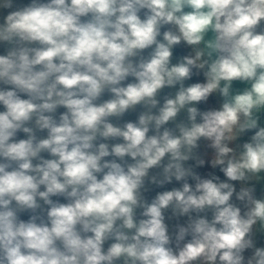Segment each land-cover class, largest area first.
I'll return each instance as SVG.
<instances>
[{
    "label": "clouds",
    "instance_id": "clouds-1",
    "mask_svg": "<svg viewBox=\"0 0 264 264\" xmlns=\"http://www.w3.org/2000/svg\"><path fill=\"white\" fill-rule=\"evenodd\" d=\"M0 8L12 9L0 23V264H264V0ZM182 42L191 52L172 64ZM177 85L158 107L159 92ZM213 93L220 107L201 111ZM137 105L146 110L136 122H110ZM206 162L226 179L202 177ZM173 180L181 187L146 200V181ZM169 210L187 218L171 233Z\"/></svg>",
    "mask_w": 264,
    "mask_h": 264
},
{
    "label": "water",
    "instance_id": "water-1",
    "mask_svg": "<svg viewBox=\"0 0 264 264\" xmlns=\"http://www.w3.org/2000/svg\"><path fill=\"white\" fill-rule=\"evenodd\" d=\"M14 2V5H26L28 3H30V0H13ZM12 9H3V8H0V23L3 22V18L7 15V12L8 11H11ZM143 18V17H142ZM165 29H162V31H164ZM158 39H162V36L159 37ZM6 45L4 44H0V54H5L6 52ZM150 51L149 50H145L144 52V55H147L148 52ZM191 52V49H187L186 46L183 44V42L178 45V46H175L174 49H173V56H172V60H171V63L172 64H176L177 62H179V60L185 56V55H189ZM195 72V70H194ZM205 81V78L203 76V74H199V75H193L192 78L190 80H187L185 81V86H188L192 83H197V82H204ZM132 82H135L134 78L133 77H129L127 79V81L124 82V84H127V83H132ZM0 87H4L3 85H0ZM179 88V85H177L176 87L174 88H168V87H165L164 89H162L158 96H157V99L159 100L160 104L158 105L159 106H162L163 102H164V97L165 96H174L175 95V92L178 90ZM22 98H26V96H22ZM111 98V94L108 93V92H105L100 101L99 102H103L104 100H107V99H110ZM201 111H205V110H209V109H214V108H218V99L215 95V93H213L210 97H209V100L205 103V102H201L200 104L196 105ZM4 108L2 105H0V111H3ZM146 109L143 108L141 105H137L135 110H129L127 113L124 114L123 117L121 118H115V117H112L110 118V122H112L113 124L115 125H118V126H122L125 122H136L137 119H138V116L141 112L145 111ZM64 111H66L63 107L61 108H58L57 110V113H56V116L58 118L59 114L63 113ZM157 111V109H153V112L155 113ZM186 112L185 111H182L178 117H177V120L180 121V120H186ZM29 126H32L31 124ZM168 127H173L174 125L170 122L169 125H167ZM150 135L152 134L151 132L149 133ZM247 134H250L252 135V131H249ZM36 135L38 138H46L47 136V132L46 130L41 132V131H37L36 132ZM27 138V135L23 132H18L17 133V137L16 139H26ZM103 142V141H101ZM119 142H122V140L120 139H117V140H110V141H107V143L109 144H113V143H119ZM42 156H44V158H51L47 153H42L41 154ZM105 159H112V157H108V158H105ZM126 159L129 160V162H131L130 158H127ZM34 163H36V161H34ZM150 171H153V172H158L159 170L158 169H153V170H150ZM146 184L147 185H151L150 182L146 181ZM154 185V184H153ZM162 188L166 189V190H171L170 187L164 185ZM41 190H43V187L41 188ZM52 199L54 201L58 200L59 202L61 203H67V201L63 198V197H52ZM41 203V206L42 208H44L46 210L47 206L43 205V202L40 201ZM40 210H38L39 212ZM31 213L30 212H22V213H19V218L24 220V221H27L30 217ZM46 215V213H45ZM112 241H108L105 243L104 247L105 249H107L108 245L111 243Z\"/></svg>",
    "mask_w": 264,
    "mask_h": 264
},
{
    "label": "flooded vegetation",
    "instance_id": "flooded-vegetation-1",
    "mask_svg": "<svg viewBox=\"0 0 264 264\" xmlns=\"http://www.w3.org/2000/svg\"><path fill=\"white\" fill-rule=\"evenodd\" d=\"M200 153L203 155L205 152L208 153L207 157L206 158V161H210V158H211V154H212V150L211 149H206L205 148V142L204 141H201V148H200ZM194 162L193 161H189L187 162V164H193ZM187 166V165H186ZM202 177L204 178H208L209 176V173H213L217 176L220 177L221 180H225L226 178L223 176V173L220 172L219 170V167L213 169L210 165V163L206 162L205 166L203 167H200V168H196L195 169ZM153 174H156V172H153V171H150L149 175H153ZM181 183L182 182H177L175 180L172 181V183L170 184H166V186L170 187L171 189L173 188H179L181 187ZM189 183H192L194 185V181H191L189 180ZM234 184H236L237 186V190H239V182H233ZM146 188L148 189V191L144 192L143 195L145 196L146 200L148 202H151V200L156 196L157 193L159 192H163V191H166V189L162 188V187H158L156 185H147L146 184ZM140 211H142L141 209H137V219H140L142 217H140L139 213ZM165 216H166V223L169 225V231L170 233L171 232H174L175 231V225L177 223L179 224H184L186 223V217H180V218H171V219H168V217H171V210H169L168 212L165 213ZM211 214L209 213V218H210Z\"/></svg>",
    "mask_w": 264,
    "mask_h": 264
},
{
    "label": "crops",
    "instance_id": "crops-1",
    "mask_svg": "<svg viewBox=\"0 0 264 264\" xmlns=\"http://www.w3.org/2000/svg\"><path fill=\"white\" fill-rule=\"evenodd\" d=\"M244 87H245V85L240 83V82H234V84H233V88L235 90H242ZM262 115H263V123H261V125H264V114H262ZM250 136H251L250 134H245L242 138V142L246 141ZM262 186H264V184H257V194L258 195L261 192ZM257 239L261 245H264V236H258Z\"/></svg>",
    "mask_w": 264,
    "mask_h": 264
},
{
    "label": "rangeland",
    "instance_id": "rangeland-1",
    "mask_svg": "<svg viewBox=\"0 0 264 264\" xmlns=\"http://www.w3.org/2000/svg\"><path fill=\"white\" fill-rule=\"evenodd\" d=\"M217 99H218V108L220 107V104L222 103V98L219 96L218 93H215ZM260 123H263V115H261V118H260ZM242 138L240 139V141H238L239 143H242ZM231 146V145H230Z\"/></svg>",
    "mask_w": 264,
    "mask_h": 264
},
{
    "label": "trees",
    "instance_id": "trees-1",
    "mask_svg": "<svg viewBox=\"0 0 264 264\" xmlns=\"http://www.w3.org/2000/svg\"><path fill=\"white\" fill-rule=\"evenodd\" d=\"M185 45V44H184ZM186 46V45H185ZM186 48L189 50L190 48L188 46H186Z\"/></svg>",
    "mask_w": 264,
    "mask_h": 264
}]
</instances>
